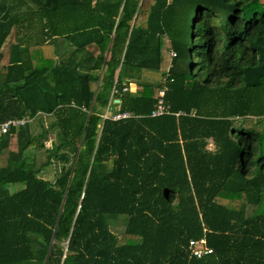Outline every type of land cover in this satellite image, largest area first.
I'll return each instance as SVG.
<instances>
[{
	"label": "trees",
	"instance_id": "trees-1",
	"mask_svg": "<svg viewBox=\"0 0 264 264\" xmlns=\"http://www.w3.org/2000/svg\"><path fill=\"white\" fill-rule=\"evenodd\" d=\"M24 118L0 264H264V0H0V123Z\"/></svg>",
	"mask_w": 264,
	"mask_h": 264
},
{
	"label": "built area",
	"instance_id": "built-area-1",
	"mask_svg": "<svg viewBox=\"0 0 264 264\" xmlns=\"http://www.w3.org/2000/svg\"><path fill=\"white\" fill-rule=\"evenodd\" d=\"M129 90V91H134V85H130L129 88H126L125 90ZM161 95H164V91L161 92ZM169 107H167V105L164 104L163 100H160L159 102V106L158 108L152 113V117H158V116H162L164 114H168L169 111ZM176 116H180V115H184L183 112H178L175 113ZM133 115L131 113H117L115 115H113L111 118L113 120H121V119H126L129 117H132ZM105 118H109V112H106ZM30 120L27 118L24 119H9L5 122L0 123V134H6L10 131L11 128H18V127H22L25 124H27V122H29ZM190 249H191V253L194 257L197 258H202L206 255H209L212 253V249L210 247H208L207 245V241L206 239H201V240H197V241H191L190 242Z\"/></svg>",
	"mask_w": 264,
	"mask_h": 264
},
{
	"label": "rangeland",
	"instance_id": "rangeland-1",
	"mask_svg": "<svg viewBox=\"0 0 264 264\" xmlns=\"http://www.w3.org/2000/svg\"><path fill=\"white\" fill-rule=\"evenodd\" d=\"M48 145L50 144V142L47 143ZM56 172V168L53 166L50 169H48L47 171H45V173H43V177L52 180L54 177V174ZM126 217H124L123 219H119L116 223L111 225V230L118 236H121L124 233L125 227L127 222L125 221Z\"/></svg>",
	"mask_w": 264,
	"mask_h": 264
},
{
	"label": "water",
	"instance_id": "water-1",
	"mask_svg": "<svg viewBox=\"0 0 264 264\" xmlns=\"http://www.w3.org/2000/svg\"><path fill=\"white\" fill-rule=\"evenodd\" d=\"M117 102H118V100H117Z\"/></svg>",
	"mask_w": 264,
	"mask_h": 264
}]
</instances>
